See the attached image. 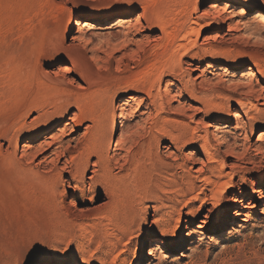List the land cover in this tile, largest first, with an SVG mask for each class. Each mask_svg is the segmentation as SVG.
<instances>
[{
	"label": "rangeland",
	"instance_id": "374dc122",
	"mask_svg": "<svg viewBox=\"0 0 264 264\" xmlns=\"http://www.w3.org/2000/svg\"><path fill=\"white\" fill-rule=\"evenodd\" d=\"M152 2L0 0V264H264L262 213L254 215L247 228L238 231L228 227L221 233L220 223L217 240L204 239L183 247L177 243L179 236L173 239L162 230L163 222L159 221L158 226L152 223L182 210L183 219L192 220L191 228L196 229L199 219L207 213L203 208L208 203L200 207L211 198V184L205 177L217 176L213 164L206 168L207 176L196 173L189 154L194 150L203 158L198 136L206 135V131L199 120L209 122L218 115L227 120L226 112L238 110L251 123L245 137L240 131L225 136L232 141L236 137L238 145L253 143L254 132L264 128V112L248 108L250 100L255 103L257 97L243 72L229 79L219 75L212 80L213 86L201 85L196 77L206 76L203 69L208 62L232 69L249 67L262 76L264 23L255 13L264 12V0H232L236 8L221 11L219 19L206 27L208 38H200L197 45L182 54H174V50L192 21L205 17L203 10L208 0ZM133 10L142 14L140 33L129 28L96 30L86 45L102 58L96 67L94 85L83 81L71 84L72 78L79 81V69L60 71L68 57L54 47V42L67 33L70 22L81 16L91 17L94 21H108L105 27L116 16ZM206 17L202 20L210 18ZM222 22H226L224 32L218 28ZM46 69L56 73L46 75ZM262 77L260 86H264ZM163 79L174 81L182 90L176 100L185 106L184 112H177L172 103L162 105L159 88ZM233 92H241L244 106L227 98ZM121 96L136 97L130 100L132 108L142 101L143 105L133 117L120 122L126 138L115 154L112 125L118 116L114 107ZM74 112L79 116L76 124L68 120L71 126L57 140L68 141L65 147H70L57 160L69 163L72 155L94 152L99 140L91 133L88 136L85 129L94 120L100 121L104 155L109 161L93 184L88 179L94 176L92 166L80 173L87 183L86 197L73 205L72 197L76 198L80 191L67 188V180L77 177L75 167H71L73 175L67 171L62 176L54 169L52 172L39 167L30 157L22 156L18 139L13 137L14 133L19 138L27 136L17 131L20 123L27 121L37 134L44 125L54 124L61 113L70 119ZM253 115L263 119L253 122ZM33 116L37 120L31 123ZM132 129L137 131L134 138ZM56 145L54 148L63 151L59 147L62 144ZM220 158L229 164L237 155L220 153ZM257 180L263 183V178ZM252 187L240 185L237 192L243 189L250 193ZM80 207L86 210L78 212ZM190 207L199 210L191 215ZM218 207L210 205L208 209ZM151 235L173 250L156 251L155 257L143 261L145 241Z\"/></svg>",
	"mask_w": 264,
	"mask_h": 264
},
{
	"label": "bare ground",
	"instance_id": "6f19581e",
	"mask_svg": "<svg viewBox=\"0 0 264 264\" xmlns=\"http://www.w3.org/2000/svg\"><path fill=\"white\" fill-rule=\"evenodd\" d=\"M152 1L153 0H151V4H153ZM243 6L248 7L247 4H243ZM232 8H236L232 0H208V5L203 10V13H205V17L208 16L210 18L207 20H202V18H205L202 15L201 19L200 18H196L194 20L192 19L193 20L192 23L189 25V27L183 34L182 42L181 44H179L177 49L174 50L175 51L174 54H180V51L181 54L185 53L189 48L197 45L200 38L203 39L208 38V36L205 34V31L207 30L206 27L208 26V24L212 21H217L219 19V14L221 11L226 12L227 9H232ZM194 11H196V9L193 10V13ZM141 15L142 14H140L138 10L127 11L123 15L116 16L114 20L110 23V25L105 27L103 25H107L108 21H98V20L94 21L92 20L91 17L84 18L83 16L74 18L68 25L67 33L65 34V36L61 37L59 41L54 42V47L56 48V50L65 53L68 57L67 58L68 63L62 65L59 70L68 72L72 69H77V70L79 69V75H78L79 78H77L79 81H77L76 78H72L70 80L71 84L72 82H76L77 84H80V81H83L84 83H87L88 86H90L91 84L94 85L92 82H94V79L97 75L96 67L101 64L102 58L100 54L95 51V49L93 50L86 46L89 40L95 37V35L97 34L96 30L98 29L103 32H111L112 30L117 31L118 29L120 30V29L129 28V29H134L137 33H140L139 31L141 30V27H143V21L141 19L142 17ZM223 17L220 19H223ZM255 17L258 19V21L264 23V12L263 13L259 11L256 12ZM225 27H226V22H222L220 24V27H218L219 31L224 32V30L226 29ZM228 28L232 30L231 25ZM68 64L70 66H68ZM203 70L207 71L206 76L201 75L202 77H200V75L197 74L198 76L196 77L198 78V80H200V84L205 86L215 85L214 84L215 82L213 83L212 80L218 77L219 75H223L229 79L230 76L240 75L243 72L246 75V79L249 81V83L251 81L250 84L252 85L251 87L253 88L251 89L254 91L253 92L254 94L253 93L251 94L257 97V100L255 99L256 100L255 103L250 100V102L248 103V108L251 109L253 108L256 111H258V113L264 112V108H262V106H264V86L259 85L263 78L262 76H264V73H262V76H259L258 74L255 73L254 70H252L249 67L243 70L232 69L226 67L223 64H218L216 62L206 63ZM45 73L46 75H54V73L56 72L46 69ZM53 79L54 78H52V80ZM217 82L218 81H216V84ZM159 89H160L162 105L166 103H170V104L172 103L175 105V109L177 112L182 113L185 111V106H182L180 102L176 100V97L181 96L183 92L181 89L178 88L177 84L174 81L165 80L164 82L163 79L161 81ZM234 90L235 89H233L232 91ZM175 92L177 93V95H175ZM228 94H229L228 97L227 96L226 97L228 99L236 101L238 105L244 106V104H246L239 97L242 95L241 92L239 93L233 92ZM135 98H136L135 96H128V97L121 96L120 98H118V103L114 107L115 112L118 114L116 120L113 122L112 125V134L114 135L112 136V138L113 140L115 139V144H114L115 154H118V150L122 145V142L126 138L125 136L126 134L124 133L123 135L121 132L122 130H121L120 122H122L123 118L127 116L133 117V115L137 111H139L141 106L143 105L142 104L143 101H142V103L137 104L135 108H132L131 107L132 104L130 100H133ZM229 107L231 106L229 105ZM191 108L196 112H198V110L200 111V109L197 107L191 106ZM220 109H222V107ZM217 111L218 113H220L219 109ZM225 114H226L225 116L228 117L227 120L223 119L221 115H218L217 119L211 120L209 122H206L202 119L199 120L200 121L199 123L203 124L206 131V135L198 136V138H200L202 141L201 144L199 145V148L203 152V158L197 156L196 151L194 150L189 151L191 160H193V162L195 163L194 165L197 167L195 169L196 173L200 175H206L207 174L206 168L208 167V165L211 164L214 165V166L211 165L213 167L212 170L214 169V171H216L215 173V176H217L216 179L210 177L211 175L210 176L206 175L207 178L204 176L205 179H207L208 183L211 184V190H210L211 198L209 200L207 199V201L202 203L200 207H202L205 203H208L209 206L207 207L204 206L203 208V209H207V213L203 215V218L199 219V222L195 226L196 229L191 228L192 220L188 219L185 221L183 219L182 210H180L176 215H168L165 219L163 218L162 221L156 219L152 222L153 225H157L159 221L163 222V224L161 225V227L163 228L162 230L170 233L172 237L179 236V239L177 241L179 247L187 246L188 244L194 245L196 241L202 242L204 241V239H208L211 241L217 240L216 236L220 234V232L218 231L219 228L218 225H220V223H223L222 225H220L221 229H219L221 230V233L224 232L228 227L231 230L239 231L240 229H244L248 227L251 219L254 218V215L256 214L260 215V213L264 214V128L261 127L257 128V130L254 132V137H256V139L253 143L249 145L243 143L240 144L241 145L240 146L236 141V137H234L232 141V140H226L225 136L228 135V133H232L233 131H240V135L245 137L247 136L249 126L251 123L249 124V122L244 119V117L242 116V114H240L238 110L231 109L229 110V112H226ZM78 118L79 116L76 112L73 113L70 119H66L65 116L62 115L61 113L60 118L54 124L44 125L43 128H41L39 132H37V134H36L37 131L36 128L31 127L29 123L26 121L24 123L19 124V129L17 131L19 132L20 130V132L26 133L27 136L19 138V136L16 135L18 133H14L15 136L13 137L18 139V145L21 147L20 149L22 156L30 157L31 159H33V162L39 167L40 166H43V168L47 167L52 172L55 170L58 176H62L63 173L67 171L68 173H70V171L72 172V169L75 167L74 174L76 175L78 174L77 177L69 180L66 179L69 183L67 188L70 187V189L75 193H77L76 192L77 190L80 191L79 193H77L78 196L76 198L72 197L71 203H73V205L77 203V200L79 198L86 197L87 183L85 178L84 179L81 178L80 173L88 170V168L92 166L94 176L88 179H90L89 184H91V181L93 184L96 181V176L98 172L100 173V171L105 170V168L107 167V163L109 161L108 160L109 158L104 155L105 145L102 138L100 137V134L102 133L100 121H94V120H92L91 123L87 124V126L85 127L87 133H89L88 136H90L91 133L92 135L97 136L98 138L97 140H99L95 145L96 148L94 149V152L88 151V153H86L83 151L78 153V151L75 152L76 151L75 150L74 152L78 153V155L76 156L75 154V156H73L71 154L72 157L70 156L71 161L69 163L61 162L60 164V161L57 160L58 157L61 154L66 153L68 147H70V145L66 146L67 148L65 147V144L68 141L67 142L63 141L61 143H58L57 140L58 138L62 137L61 134L64 135V133L71 126L72 122L69 123L68 120L75 122ZM261 119H263L261 116H255V115H253L250 118V120L253 122H259ZM36 120L37 117L33 116L30 122L34 123ZM136 129H132L133 131H130V134L133 138L135 135H137L136 134L137 131H135ZM130 134L128 133V135ZM214 143H216L215 144L216 146H214ZM54 144L55 145L62 144L58 146L60 148H63V151H59L58 149H56L57 147L54 148ZM220 153L227 155L236 154L237 158L228 164L226 160L220 158ZM93 154H95L97 158L96 161L92 160L94 159L92 158L94 157ZM247 154H250V156L246 158ZM56 161H59V163L58 162L56 163ZM72 165L73 168L71 169ZM258 178H263L262 184L258 182L257 180ZM250 184L253 185L252 187L253 189L250 191V193L247 192L248 190L244 191L243 189L237 192L238 187L240 185H250ZM63 185L66 187L65 181H63ZM217 204L219 205V207L215 208V210L208 209L210 205H212V207H215ZM259 209L261 210L260 212H258ZM84 210H86V208L84 207H80L77 209V211L81 213ZM188 210L191 215H194L196 210L198 211L199 209H196L195 207H190V209ZM229 219H231V221H229ZM227 231L230 232V230ZM175 238L176 237H174L173 239ZM145 243L147 246L145 247L146 255H144L143 261L155 257L156 251L163 253L173 250V248L166 246L162 241L157 239L156 236L154 235L149 236L145 241ZM138 264H142V262L139 261Z\"/></svg>",
	"mask_w": 264,
	"mask_h": 264
}]
</instances>
